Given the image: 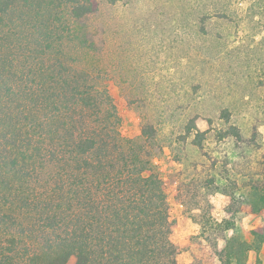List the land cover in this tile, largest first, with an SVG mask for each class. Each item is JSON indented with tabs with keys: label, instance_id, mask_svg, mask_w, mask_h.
Instances as JSON below:
<instances>
[{
	"label": "trees",
	"instance_id": "1",
	"mask_svg": "<svg viewBox=\"0 0 264 264\" xmlns=\"http://www.w3.org/2000/svg\"><path fill=\"white\" fill-rule=\"evenodd\" d=\"M98 10V0H0V264H179L148 150L155 127L124 138L108 91L65 57L70 21ZM251 235L198 264H264V226Z\"/></svg>",
	"mask_w": 264,
	"mask_h": 264
},
{
	"label": "rangeland",
	"instance_id": "2",
	"mask_svg": "<svg viewBox=\"0 0 264 264\" xmlns=\"http://www.w3.org/2000/svg\"><path fill=\"white\" fill-rule=\"evenodd\" d=\"M98 2L70 21L65 57L108 91L124 138L155 127L147 149L179 264L209 259L233 236L251 242L264 226V0ZM231 126L239 135L221 138ZM226 220L235 225L223 231Z\"/></svg>",
	"mask_w": 264,
	"mask_h": 264
}]
</instances>
